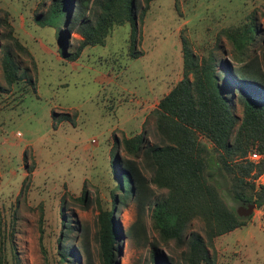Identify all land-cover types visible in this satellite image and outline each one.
Instances as JSON below:
<instances>
[{
  "label": "rangeland",
  "instance_id": "obj_1",
  "mask_svg": "<svg viewBox=\"0 0 264 264\" xmlns=\"http://www.w3.org/2000/svg\"><path fill=\"white\" fill-rule=\"evenodd\" d=\"M49 2L0 0V264H84L85 247L92 264H101L98 215L111 208L120 231L116 264L148 263V246L125 234L134 202L117 162L132 158L147 180L152 172L124 146L144 128L147 143L159 134L151 112L182 76L181 36L199 57L215 44L220 55L256 53L264 71V0H139L132 33L124 21L102 43L83 46L74 29L65 31L64 14L39 22ZM6 47L19 77L9 71ZM61 114L67 118L57 119ZM215 178L235 210L241 202ZM254 184H264V171ZM149 185L142 218L147 241L159 239L151 211L161 192ZM238 216L244 224L212 237L211 264H264V196L250 214ZM202 227L195 217L187 230L203 234ZM59 238L67 248L62 260ZM159 248L178 254L172 242Z\"/></svg>",
  "mask_w": 264,
  "mask_h": 264
},
{
  "label": "trees",
  "instance_id": "obj_2",
  "mask_svg": "<svg viewBox=\"0 0 264 264\" xmlns=\"http://www.w3.org/2000/svg\"><path fill=\"white\" fill-rule=\"evenodd\" d=\"M138 4L139 0H50L47 17L39 22L64 14L65 31L74 29L80 36V46L102 43L114 24L129 21L133 32ZM247 29L257 30L256 25ZM221 48L215 44L206 56L199 57L187 38L181 36L182 76L158 99L151 112L159 134H154V140L147 143L144 128L124 146L132 157L143 158L151 177L147 180L132 158L117 162L122 165L119 175H128V191L134 202V220L125 234L148 246L145 264H211L212 237L244 224L221 198L216 174L232 199L253 201L256 206L262 202L264 184L256 187L254 180L264 171V71L256 53L250 52L244 59L245 49L240 55L227 56L217 53ZM3 55L12 77H19L21 72L17 74L8 47ZM235 100L241 105L240 115L231 108ZM56 118L67 116L61 114ZM249 151L259 153L260 157L255 161L248 159ZM116 160L113 155V161ZM149 182L161 192L151 211L152 227L159 239L147 241L142 218L145 204L152 196ZM195 217L203 221V234L187 230ZM98 220L95 240L100 262L116 264L115 240L120 231L113 208L102 210ZM65 226L67 233L70 229ZM62 240L59 238L57 243L61 260L67 255ZM170 242L178 254L159 248L160 243L169 247ZM83 252L84 264H92L89 250L85 247Z\"/></svg>",
  "mask_w": 264,
  "mask_h": 264
},
{
  "label": "water",
  "instance_id": "obj_3",
  "mask_svg": "<svg viewBox=\"0 0 264 264\" xmlns=\"http://www.w3.org/2000/svg\"><path fill=\"white\" fill-rule=\"evenodd\" d=\"M255 203L253 201H249L246 205H238L235 209L237 215H248L251 213Z\"/></svg>",
  "mask_w": 264,
  "mask_h": 264
},
{
  "label": "built area",
  "instance_id": "obj_4",
  "mask_svg": "<svg viewBox=\"0 0 264 264\" xmlns=\"http://www.w3.org/2000/svg\"><path fill=\"white\" fill-rule=\"evenodd\" d=\"M248 159L250 160H257L260 157V154L255 151H249L247 154Z\"/></svg>",
  "mask_w": 264,
  "mask_h": 264
},
{
  "label": "flooded vegetation",
  "instance_id": "obj_5",
  "mask_svg": "<svg viewBox=\"0 0 264 264\" xmlns=\"http://www.w3.org/2000/svg\"><path fill=\"white\" fill-rule=\"evenodd\" d=\"M247 202H249V201H247ZM247 202H241V204H239V205H246Z\"/></svg>",
  "mask_w": 264,
  "mask_h": 264
}]
</instances>
